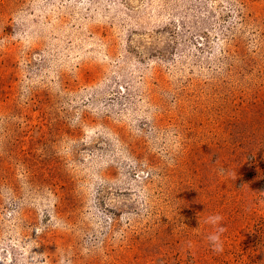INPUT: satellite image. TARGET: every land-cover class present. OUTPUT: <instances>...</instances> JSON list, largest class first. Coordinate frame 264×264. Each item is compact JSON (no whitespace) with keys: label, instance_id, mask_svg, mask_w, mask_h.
Wrapping results in <instances>:
<instances>
[{"label":"rangeland","instance_id":"1","mask_svg":"<svg viewBox=\"0 0 264 264\" xmlns=\"http://www.w3.org/2000/svg\"><path fill=\"white\" fill-rule=\"evenodd\" d=\"M0 264H264V0H0Z\"/></svg>","mask_w":264,"mask_h":264},{"label":"clouds","instance_id":"2","mask_svg":"<svg viewBox=\"0 0 264 264\" xmlns=\"http://www.w3.org/2000/svg\"><path fill=\"white\" fill-rule=\"evenodd\" d=\"M215 219H216V220H219V219H221V218L217 216V217H215ZM219 231H220V232H223V231H225V229L220 228ZM208 239H209V241L213 244V246H214V251H222V248L219 247V246L217 245V242H218V240H219V236H218V235H210V236L208 237Z\"/></svg>","mask_w":264,"mask_h":264}]
</instances>
